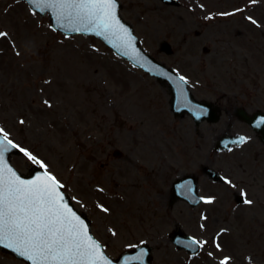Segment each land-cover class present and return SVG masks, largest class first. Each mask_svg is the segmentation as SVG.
Listing matches in <instances>:
<instances>
[{
	"label": "rangeland",
	"instance_id": "obj_1",
	"mask_svg": "<svg viewBox=\"0 0 264 264\" xmlns=\"http://www.w3.org/2000/svg\"><path fill=\"white\" fill-rule=\"evenodd\" d=\"M118 1L143 49L197 100L219 106L221 119L195 126L173 117L167 87L100 41L66 38L22 0H0V133L56 177L111 258L149 243L153 264H264V176L256 175L264 147L235 116L249 100L258 108L264 93V0ZM234 134L247 143L216 153L218 139ZM11 163L22 174L40 167L25 154ZM188 174L205 203L169 206L172 183ZM176 229L201 242L197 257L171 244ZM0 264L25 263L0 251Z\"/></svg>",
	"mask_w": 264,
	"mask_h": 264
},
{
	"label": "snow or ice",
	"instance_id": "obj_2",
	"mask_svg": "<svg viewBox=\"0 0 264 264\" xmlns=\"http://www.w3.org/2000/svg\"><path fill=\"white\" fill-rule=\"evenodd\" d=\"M51 3L83 12L89 22L105 31L122 28L116 17L115 0H51ZM3 35L6 34L0 33ZM179 79L184 81L185 78ZM4 140L12 148L17 147L7 140L6 134ZM6 150V145L0 141V164ZM24 154L41 168L46 167L29 153ZM61 187L56 177L47 172L36 180L24 181L11 169L0 168V244L13 248L31 264H98L103 259L99 246L88 235L84 222L65 202L58 191ZM206 202L211 203V200ZM222 264H227V260Z\"/></svg>",
	"mask_w": 264,
	"mask_h": 264
},
{
	"label": "water",
	"instance_id": "obj_3",
	"mask_svg": "<svg viewBox=\"0 0 264 264\" xmlns=\"http://www.w3.org/2000/svg\"><path fill=\"white\" fill-rule=\"evenodd\" d=\"M166 5L179 6V2L176 0H160ZM30 9L38 13L40 16L49 14L51 28L55 32H61L65 36L81 34L86 37H95L100 40L106 47H108L118 57L127 60L132 66L143 70L148 75L154 77L160 83H169V93L171 95V110L176 117L183 116L185 113L189 114L195 123L198 125L201 121L207 120L211 123H216L220 119V113L217 108H212V104L207 102H200L194 99L191 94L188 84L185 81H181L179 76L174 71L167 68L164 64L159 63L147 52H145L141 46L140 41L134 35V31L127 22H125L119 11L121 9L120 3L115 0L116 4V17L119 20L121 27H114L108 31L98 28L94 23L89 22L87 16L77 9L70 7L54 6L51 0H25ZM163 51L166 54H171V49L167 43L163 44ZM240 116V113L238 114ZM249 124L254 125V121L249 118H245ZM242 137L236 136H223L216 143V149L227 150L232 145H240L243 143ZM0 141L4 142L7 150L2 153L3 163L0 164V168L11 169L21 180L33 181L38 177L44 175V171L40 169H33L29 176L24 177L18 172L14 171L10 166V156L19 155L21 151L16 147L12 148L10 144L4 140V137L0 135ZM115 155H119L118 152ZM205 173L209 174L215 181H219L220 177L216 175L210 169H205ZM8 173L5 172V176ZM173 196L171 204L177 199L187 201L192 207L199 205L202 199L197 195L196 179L193 177H183L177 179L173 185ZM58 191L64 196L65 202L73 209V211L80 217V219L87 226L88 235L92 241L99 246V254L103 258L98 261V264H151V250L152 248L147 244H141L132 251L124 252L118 259H110L103 250V247L93 238L90 231V221L84 214L77 212L73 205L70 203L69 198L63 193L62 187ZM237 202L240 203L241 199L237 198ZM172 242L178 247L186 249L189 253L195 254L199 250L198 243H194V240L185 235L182 231H174L170 236ZM0 250L9 253L19 260L25 261L26 264H31L25 256H21L13 248L5 247L0 244Z\"/></svg>",
	"mask_w": 264,
	"mask_h": 264
},
{
	"label": "flooded vegetation",
	"instance_id": "obj_4",
	"mask_svg": "<svg viewBox=\"0 0 264 264\" xmlns=\"http://www.w3.org/2000/svg\"><path fill=\"white\" fill-rule=\"evenodd\" d=\"M254 98L256 100V103L260 104L258 108L254 109L256 107V104L253 103L251 100H249L248 102L243 104L244 106L240 107V109L244 110L252 117L259 116L261 118L264 116V93L255 95ZM239 122L244 126L248 127L253 135V138L258 142L260 146L264 147V145L262 144V140L264 139L263 133L261 131L260 132L253 131V129L244 121L239 120ZM257 152H258V158L264 157V153L260 149ZM256 175L258 178H262L264 176V159L261 161L260 166L256 171Z\"/></svg>",
	"mask_w": 264,
	"mask_h": 264
}]
</instances>
